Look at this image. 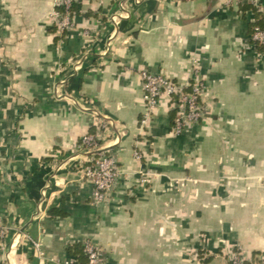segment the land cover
<instances>
[{"label": "crops", "instance_id": "obj_1", "mask_svg": "<svg viewBox=\"0 0 264 264\" xmlns=\"http://www.w3.org/2000/svg\"><path fill=\"white\" fill-rule=\"evenodd\" d=\"M54 1L0 0V264H63L85 241L103 264L264 256V50L247 0H74L67 35ZM194 65L206 119L174 136L164 95L143 124L141 72L186 82ZM106 120L122 176L94 204L80 144Z\"/></svg>", "mask_w": 264, "mask_h": 264}, {"label": "built area", "instance_id": "obj_2", "mask_svg": "<svg viewBox=\"0 0 264 264\" xmlns=\"http://www.w3.org/2000/svg\"><path fill=\"white\" fill-rule=\"evenodd\" d=\"M138 3L139 0H136ZM249 2L260 7V0H249ZM74 0H55L52 19L59 35H67L74 28L73 17ZM252 45L264 46V29L256 27L250 35ZM79 62L74 66V70H79ZM143 81V100L145 104L142 123H147L157 111L161 98L166 95L170 98V105L175 111L172 134L181 136L184 132L204 121L208 115L209 106L206 101L207 87L201 77V70L194 65L191 70V78L186 82H176L172 78L161 74L152 73L147 70L141 72ZM113 124L109 121H102L98 126L97 133L85 135L80 144V148L92 153L89 165L83 168L82 179L91 182L93 185L92 201L94 204H101L108 200L117 181L122 173L118 166L116 157L105 149L101 144V132L107 131ZM143 184L148 182L147 177L141 179ZM4 234V231L1 232ZM84 251L88 258L87 264H103L104 256L102 250L93 242L85 241ZM38 250L41 249L39 243L35 244ZM63 264H79L76 258H70ZM227 264H248L242 253L231 250L228 253ZM250 264H264V256Z\"/></svg>", "mask_w": 264, "mask_h": 264}, {"label": "trees", "instance_id": "obj_3", "mask_svg": "<svg viewBox=\"0 0 264 264\" xmlns=\"http://www.w3.org/2000/svg\"><path fill=\"white\" fill-rule=\"evenodd\" d=\"M241 11L243 13H247L249 11L253 12L255 14V16L257 17V22L251 26V34L254 32V29L256 27H260L262 29H264V20H263V13L259 12L257 10V7L252 5L249 0H247L242 6H241ZM259 50H264V46H258ZM51 213L55 212L54 210L50 211ZM85 247H84V243H76V244H72L69 247V251L70 253L74 256V258H76L78 260L79 264H87L88 263V258L87 255L85 254L84 251Z\"/></svg>", "mask_w": 264, "mask_h": 264}]
</instances>
